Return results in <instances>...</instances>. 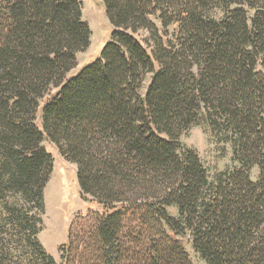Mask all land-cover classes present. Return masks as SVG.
<instances>
[{"label":"trees","instance_id":"trees-1","mask_svg":"<svg viewBox=\"0 0 264 264\" xmlns=\"http://www.w3.org/2000/svg\"><path fill=\"white\" fill-rule=\"evenodd\" d=\"M101 1L107 41L68 77L81 0H0V264H59L39 240L44 139L103 208L108 250L130 210L141 264H191L182 240L204 264H264V0ZM201 123L232 153L212 178L180 143Z\"/></svg>","mask_w":264,"mask_h":264},{"label":"rangeland","instance_id":"rangeland-1","mask_svg":"<svg viewBox=\"0 0 264 264\" xmlns=\"http://www.w3.org/2000/svg\"><path fill=\"white\" fill-rule=\"evenodd\" d=\"M82 20L90 30L88 47L77 55L74 76L84 66L99 57L109 34L101 0H81ZM218 16V14H215ZM171 33L173 28H171ZM40 126V116L37 115ZM182 146L194 150L210 178L233 166L230 146L217 143L203 123L191 127L180 137ZM42 145L53 158L52 172L44 190L45 210L39 240L59 264H141L148 257L146 244L132 243V212L125 211L117 230L119 244L114 249L104 247L98 225L102 207L82 200L75 166L59 155L46 139ZM256 178V168L251 173ZM12 201V200H10ZM191 264H204L193 252L187 240H182Z\"/></svg>","mask_w":264,"mask_h":264}]
</instances>
